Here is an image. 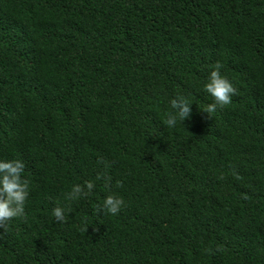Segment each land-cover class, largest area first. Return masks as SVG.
<instances>
[{
	"label": "trees",
	"instance_id": "1",
	"mask_svg": "<svg viewBox=\"0 0 264 264\" xmlns=\"http://www.w3.org/2000/svg\"><path fill=\"white\" fill-rule=\"evenodd\" d=\"M217 63L236 93L210 115ZM15 160L29 195L0 264H264V0H0Z\"/></svg>",
	"mask_w": 264,
	"mask_h": 264
},
{
	"label": "clouds",
	"instance_id": "2",
	"mask_svg": "<svg viewBox=\"0 0 264 264\" xmlns=\"http://www.w3.org/2000/svg\"><path fill=\"white\" fill-rule=\"evenodd\" d=\"M222 65L217 63L214 70L210 73L209 82L205 85V90L214 98V103L209 104L203 111L215 112L217 106L223 107L231 103V97L236 93L233 85L220 74ZM174 112L167 114L165 124L169 127L176 125L177 121H185L191 115L192 103L183 96L174 98L170 102ZM24 163L20 160L4 162L0 161V228H4L6 222L11 218L24 215V203L29 195L28 181L21 179L24 170ZM118 186L119 182H118ZM88 193L95 187L94 183H86ZM83 192L81 185H75L69 194V199H78L81 195H88ZM123 200L113 195L106 197L103 208L110 214H117ZM53 215L57 222L64 223L67 220L65 210L61 207L53 209ZM87 231V227L85 228Z\"/></svg>",
	"mask_w": 264,
	"mask_h": 264
}]
</instances>
